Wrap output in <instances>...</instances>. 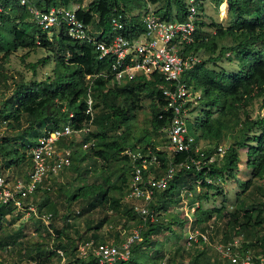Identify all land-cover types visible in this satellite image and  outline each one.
<instances>
[{"label": "trees", "instance_id": "obj_1", "mask_svg": "<svg viewBox=\"0 0 264 264\" xmlns=\"http://www.w3.org/2000/svg\"><path fill=\"white\" fill-rule=\"evenodd\" d=\"M193 1L199 12V19L196 21V42L189 47L190 51L197 53L206 50L215 54L218 50V39L228 37L234 41V45L220 49L218 55L213 59L210 58L208 63L201 61L184 77V82L201 91V110L199 115L195 116L191 123H188V129L194 135L196 142L209 145L211 149L208 151L211 152L213 148L221 144L225 132L228 131L227 122L224 121L225 117L247 108L254 100L264 96V53L257 47L259 44L264 45V0H227L225 6L232 19V24L226 29L219 26L213 37H209L202 31L205 23L200 17L204 14L203 2L205 0ZM212 1L216 8L224 3L223 0ZM140 2L141 0H91L86 8L77 9L75 13L85 24L91 26L95 23L91 31L99 40L108 39L113 35L110 22L114 16L117 14L128 15L130 21L127 29L130 30V37L133 38L145 31L141 22L142 12H138L136 15L132 14L138 10ZM145 2L144 9L148 4V1ZM188 2L185 0H163L162 7L153 10V12L161 19L182 22L187 15ZM49 5L66 7L68 0H64L60 4L57 0H43V2L37 3L40 8ZM0 6L2 8L0 12V54L3 55L4 60L18 49L33 50L40 47L54 53L55 65L53 75L43 81L15 84L11 97L1 104L0 130L11 132L6 136L0 134L2 170L10 171V177H14L13 172H16L19 177H23L31 165L26 152L27 145L35 142L46 131L59 129L63 125L69 124L74 130H79L90 123V131L83 140L84 144H91L87 149L102 162H111L118 158L123 160L125 166L128 164L125 169L131 179L130 160L123 153L127 150L135 152V145L129 143L126 133L119 131L122 126L133 119V112L138 108L137 104L142 97L151 101L150 125L152 133L157 134L167 127L169 113L164 111L165 102L161 91L157 88L160 81L137 78L117 84L103 78L94 79L90 93L93 101V118L90 122L91 116L86 113L88 94L86 77L107 69V63L96 59L94 49L90 45L79 44L70 39L64 28L57 33H51V35L41 31L30 21V14L26 7L21 6L16 0H0ZM94 20L96 21L94 22ZM228 53L234 57L238 67L237 72L225 73L207 67V64H216L221 57ZM43 62L46 60L41 59L30 68L35 70L38 64ZM70 113H73L72 118L69 117ZM159 116L162 117L159 118ZM239 124L241 126L239 136L228 146V150L219 164L210 168L208 173L210 178H221L224 182L237 169L238 151L242 148L246 149V164L250 168L251 179L264 178V114L255 120L246 114L244 120ZM91 128L98 131L93 132ZM139 142H143L145 145L142 154H145L151 147L161 161L160 170H164L168 161L161 152L155 150L151 139L145 137ZM68 147L71 150L73 143H69ZM74 154L75 152L71 151V165L65 170L71 169L75 160ZM183 158V155H177L172 161L176 163ZM156 176H159L158 172ZM202 179L203 172L182 170L175 174L173 180L164 190L155 192L154 204L151 205V208L158 213L157 221L155 223L147 222L144 229H141V240L132 246L128 264H140L137 254L141 248L151 246V237L158 235L161 230L172 229V225L175 223H179L185 228L186 220L179 221L176 214L172 215L170 210L182 204L179 193L182 186L187 184L189 190L193 192V202H198L192 223L194 229H204L200 231L205 232L212 242H227L240 238L243 251H250L255 256H264V202H258L257 206L247 207L238 200L239 203L236 205L235 211L222 216L227 219L226 229H217L215 221L221 216V209H204L202 202L208 200L209 192L215 191L220 194L223 193V188L203 182L200 192L196 193L194 184L196 180ZM129 182L122 179V183H125V187H127V193ZM104 185V187L99 185L87 189L79 188L70 199L75 201L78 198L91 199L86 207L87 211H93L104 207V205L119 211L120 201L107 196L111 189L119 191L120 187L110 184L108 180L104 181ZM246 185L251 186V180L247 181ZM49 191L39 188L32 198L39 192ZM45 206L44 203L37 204L38 213ZM123 207L122 214L138 225L140 219L132 211L131 206L128 204ZM77 212L80 214L79 211ZM22 215L23 213L17 212L11 204L1 206L0 232L8 218L15 216L14 220H19ZM51 215V220H53L54 215ZM39 223L36 230L42 229L45 237L52 238V242L55 240L56 242L52 244L53 250L49 252L43 246L34 247L32 251L21 249L20 253L24 258L28 256L29 261L33 262L32 264H48L51 257L56 254L55 250H62L64 253L73 247L72 254L74 255L80 245L90 241H93L95 245L105 243V241H98L93 236L83 240L77 239L73 246V243L69 246L70 238L64 235L61 229H73L71 224H65L61 229H57L53 223H50L49 228L54 234L52 236L48 228L41 224V221ZM103 224L104 222L101 221L93 230H100ZM231 225L238 228L229 229ZM217 231L218 233L222 232L219 238L214 236ZM114 243L118 244L117 241ZM18 244L16 246L22 248L23 245ZM199 244L209 247L201 242ZM6 245L0 244V250L4 248L3 250L6 252L9 247H5ZM11 250L13 249L11 248ZM72 260L68 264H93L94 262L92 257L82 260L76 255ZM197 263V259H194L189 264Z\"/></svg>", "mask_w": 264, "mask_h": 264}, {"label": "built area", "instance_id": "obj_2", "mask_svg": "<svg viewBox=\"0 0 264 264\" xmlns=\"http://www.w3.org/2000/svg\"><path fill=\"white\" fill-rule=\"evenodd\" d=\"M26 7L30 20L43 32L49 34L64 28L66 35L79 44L90 45L96 54V59L107 63V69L86 77L88 85L86 113L93 118L91 84L94 79L103 78L111 83L122 84L137 78L158 79L157 88L161 91L164 111L168 112L169 123L163 131L166 133L167 147L161 152L168 161L164 170L161 161L153 151L147 149L145 154L125 151L130 160L131 179L126 201L131 204L132 211L140 219L136 230L121 244L99 243L90 241L80 245L77 257L87 260L92 257L93 264H128L131 258L132 246L141 240V229L147 222L155 223L158 213L151 208L154 204L155 192L164 190L173 180L176 173L185 170L203 172V179L196 180L195 192H200L202 183L221 186V178L212 179L208 173L212 166L218 165L226 154L228 147L220 144L211 149L209 145L201 146L188 129L189 118L197 109L201 91L184 82V77L201 62L197 53L189 47L196 42V21L199 12L193 0H189L187 15L184 21H167L154 14L148 3L141 22L144 33L138 37H130L127 25L128 15L117 14L111 19L113 35L108 39H96L90 26L79 19L75 11L62 5H49L40 8L38 2L43 0H16ZM2 8L0 6V12ZM64 110V109H63ZM73 117V113L69 114ZM162 116H159L161 118ZM90 123L79 130H74L69 124L59 129L46 131L35 142L27 145L26 152L31 165L23 177H10L2 170L0 159V207L11 204L19 213H33L53 234L49 224L51 214L38 215L35 207L27 204L39 188L50 190V179L71 165V150L67 141L76 134H88ZM203 144V143H202ZM91 144H84V149ZM210 153V154H208ZM183 155L181 161L173 163L172 159ZM160 171V172H159ZM159 176H156V173ZM10 173V171H6ZM179 197L185 212L187 242L204 243L214 249L222 264H264V256H255L250 251H243L241 239L235 238L227 242H212L205 232L192 227L194 213L198 202L189 205L188 199L193 198L189 185L182 186ZM185 207V208H184ZM78 214V212H77ZM56 255L64 260L62 250H55Z\"/></svg>", "mask_w": 264, "mask_h": 264}, {"label": "rangeland", "instance_id": "obj_3", "mask_svg": "<svg viewBox=\"0 0 264 264\" xmlns=\"http://www.w3.org/2000/svg\"><path fill=\"white\" fill-rule=\"evenodd\" d=\"M63 3L64 0H57ZM91 0H68L66 6L70 10L76 11L77 9H84L87 7ZM145 1H148L150 8L157 10L162 7L163 0H141L138 10L132 12L136 15L138 12L145 11ZM188 2L189 0H185ZM223 4L219 7H215L212 0H205L203 2V12L200 19L205 23V27L202 29L203 33H206L209 37H213L215 31L219 26L226 29L232 24V19L227 12L225 6L227 0H223ZM228 5V3H227ZM147 6V4H146ZM144 9V10H143ZM174 9V7H173ZM229 11V10H228ZM31 21V20H30ZM96 20H94L95 22ZM95 24V23H93ZM90 26V29L94 28V25ZM58 30L55 31L57 33ZM51 35V34H50ZM218 50L215 54H211L206 50L197 52V56L201 61L208 63L209 59L215 58L220 49L229 48L234 45V41L231 38L225 37L218 39ZM257 47L263 50L264 45H257ZM46 60L41 64H38L35 70H32L30 66L36 64L40 60ZM54 53L51 50L36 47L33 50L18 49L12 52L9 57L4 60L3 55L0 54V106L7 99H9L15 88V84L21 82L31 81H43L53 75L54 69ZM207 67L219 72L234 73L238 71L237 64L233 55L230 53L224 55L216 62V64H207ZM151 101L145 98H141L137 104L138 108L133 112V119L121 127L119 132L126 133L129 138V143L135 145V152L142 154L143 142L139 140L145 137L150 138L154 143V147L159 151H164L167 147L166 133L162 130L157 134L152 133L150 120H151ZM201 110V104L199 102L196 112L190 115V123L195 116L199 115ZM96 112V111H95ZM255 120L263 116L264 114V96L254 100L247 108L240 109L234 112L232 115H227L224 119L227 122L228 131L225 132L221 144L229 146L240 134V122L244 120L245 115ZM92 129V128H91ZM93 132L98 130L92 129ZM255 132V131H254ZM0 134L2 136L10 135L11 132L1 129ZM16 135V134H13ZM86 134L73 135L68 143H73L72 153L75 152L73 165L71 169L60 172L56 177L51 180L49 192H39L34 198L27 201V204H31L36 208L37 204H45L46 206L41 208V212L38 215L53 214L54 219L50 221L57 229H61L65 224H71L73 229H61L64 235H67L70 239L68 245H74L77 239L83 240L86 238L96 237L98 241H105L108 243L118 244L123 243L134 230H136V222L131 220L122 214L123 206L130 203L126 201L127 187L125 183H122V179L129 182L130 176L126 173L127 165L125 162L118 158L111 162H102L95 158L88 149H84L82 146ZM251 137V135H249ZM201 146H207L205 143H200ZM153 151L151 147L148 148ZM239 162L237 169L226 178L223 185V193L209 192L208 200L202 202L204 209L213 210L221 209V216L216 220L217 229H226L227 219L222 218L225 214H230L236 209L238 200L242 201L247 207L257 206L258 202H264V178L263 179H251L250 168L246 164V149L242 148L238 151ZM77 169V170H75ZM10 175L11 173H6ZM14 176L19 177L16 172H13ZM108 180L110 184L120 187V190L111 189L108 192V198L116 199L120 201L119 211L112 210L107 205L99 207L98 209L87 211L86 207L91 199L84 200L78 198L75 200L70 199L72 195L77 193L79 188L84 187L87 189L91 186L104 185V181ZM251 180V186H247V181ZM193 198L188 199L190 205ZM185 208V207H184ZM79 211L80 214L76 212ZM172 215L176 214L179 221H183L185 212L182 206L171 208ZM171 217V216H170ZM15 216L8 218V221L4 223L2 231L0 232V244L8 247L5 252L0 250V264H32L29 261V257L25 258L20 253L21 249L26 251H32L34 247H44L46 251L53 250L52 238L44 236L42 229L36 230L39 226V219L36 218L33 213H24L20 216L19 220H14ZM104 222L100 230H93L100 222ZM42 222V221H41ZM43 224V223H41ZM231 225L229 229H237ZM204 230V229H200ZM219 230V231H220ZM187 231L179 223L172 225V229H163L161 232L151 237L152 245L141 248V251L137 254L140 264H189L197 259V264H221L219 255L211 247L201 246L199 243H193L189 245L187 242ZM222 232L214 235L215 237L221 236ZM246 239V238H245ZM72 241V242H71ZM15 242V244H13ZM18 243L23 246L20 248ZM20 244V245H21ZM15 245V246H13ZM11 248L13 250H11ZM51 248V249H50ZM73 247L71 250L64 252V260L59 258L58 255H53L48 264H68L73 261L76 254L73 253ZM66 253V254H65ZM72 254V255H71ZM72 257V258H69ZM24 258V259H23Z\"/></svg>", "mask_w": 264, "mask_h": 264}]
</instances>
